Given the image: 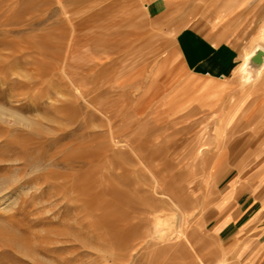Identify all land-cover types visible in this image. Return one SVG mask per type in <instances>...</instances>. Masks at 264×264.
<instances>
[{
	"label": "rangeland",
	"instance_id": "obj_1",
	"mask_svg": "<svg viewBox=\"0 0 264 264\" xmlns=\"http://www.w3.org/2000/svg\"><path fill=\"white\" fill-rule=\"evenodd\" d=\"M150 2L0 0V264H236L212 210L264 149L253 77L189 76Z\"/></svg>",
	"mask_w": 264,
	"mask_h": 264
},
{
	"label": "crops",
	"instance_id": "obj_2",
	"mask_svg": "<svg viewBox=\"0 0 264 264\" xmlns=\"http://www.w3.org/2000/svg\"><path fill=\"white\" fill-rule=\"evenodd\" d=\"M147 9L178 30L175 51L194 79L236 84L245 56L262 46L256 42L264 29V0H151ZM220 22L224 24L218 26ZM247 88L252 111L246 117L256 123L264 119V67ZM244 89L236 95L246 97ZM257 155L251 177L231 180L212 210V234L236 254V264H264V149Z\"/></svg>",
	"mask_w": 264,
	"mask_h": 264
},
{
	"label": "bare ground",
	"instance_id": "obj_3",
	"mask_svg": "<svg viewBox=\"0 0 264 264\" xmlns=\"http://www.w3.org/2000/svg\"><path fill=\"white\" fill-rule=\"evenodd\" d=\"M213 13V12H212ZM220 21V20H219ZM263 29V28H262ZM264 30V29H263ZM262 32H264V31H261L260 32V34L262 33ZM261 37H262V35H261ZM261 39V38H260ZM258 48H263L264 49V47H262V46H258L255 50H254V52H252V54H247L246 56H245V59H244V61H243V65L239 68V71H240V73H243L245 76L243 77L244 78V83L245 84H249L250 82H251V80H250V77H251V75H252V77L254 76V73H252L251 74V71L248 69V67H247V64H248V62H249V60H250V58L254 55V53L256 52V50L258 49ZM253 51V50H252ZM250 53V52H249ZM68 76V75H67ZM234 106V105H233ZM233 106H231V107H233ZM230 112H231V109L230 108H227V110L225 111V114H224V116H223V118L219 121V130H223L224 132L226 131V125H227V122H228V119H229V117H230ZM112 128V127H111ZM136 133V132H135ZM115 134V133H114ZM137 134V133H136ZM111 135V134H110ZM112 135H113V133H112ZM110 136V137H112L111 139L112 140H110V141H112L113 142V144L112 145H114V146H116V147H118V148H120V149H124V148H127V147H130L129 146V143L127 142V141H124V140H118L116 137H114V135L113 136ZM138 135V134H137ZM157 135H159V134H157ZM147 136V135H146ZM146 136H145V138H146ZM219 137V136H218ZM144 138V139H145ZM220 138V137H219ZM225 138V137H224ZM156 139V138H155ZM131 143V142H130ZM143 144V143H142ZM145 144V143H144ZM151 144V143H150ZM146 145V144H145ZM108 147V146H107ZM155 147V146H154ZM103 148V147H102ZM219 148V147H218ZM110 149V148H109ZM143 150V149H142ZM145 150V149H144ZM103 151V150H102ZM144 152V151H143ZM109 153V152H108ZM107 153V154H108ZM140 158V157H139ZM143 158H144V156H143ZM146 172V171H145ZM157 182V181H156ZM79 185V184H78ZM156 186H158V185H156ZM7 186H6V182H3V181H1L0 182V198H2V197H4V195H6L8 192H6L8 189L6 188ZM159 188V187H158ZM156 189V188H155ZM115 192V191H114ZM116 193H117V191H116ZM120 194V193H119ZM163 195V194H162ZM6 196H8V195H6ZM119 196V195H118ZM159 196V195H158ZM161 196V195H160ZM165 197H167V196H165ZM7 198H9V197H7ZM122 203V202H121ZM135 205V204H134ZM1 208H2V204H1V199H0V211H2L3 210V208H2V210H1ZM8 209H10V208H8ZM9 211V210H8ZM135 215V214H134ZM1 217V216H0ZM135 225V224H134ZM170 225H171V223H170ZM0 226H1V223H0ZM173 227V226H172ZM131 230V229H130ZM130 230H129V232H130ZM171 230V236H170V238H171V241L172 240H179L180 241V239L182 238V237H184V234L181 232V230L180 229H177V228H174L173 227V229H170ZM126 232V231H125ZM137 234V233H136ZM126 235V234H125ZM131 236H132V234H131ZM185 238V237H184ZM186 239V238H185ZM187 240V239H186ZM188 242V241H187ZM188 244H190V243H188ZM21 246V245H20ZM176 246V245H175ZM178 246H180V245H178ZM176 248V247H175ZM189 254V253H188ZM191 257V256H190ZM188 258H189V255H188ZM192 259V258H191ZM190 259V260H191ZM187 260V259H186ZM202 264V263H201ZM228 264V263H227Z\"/></svg>",
	"mask_w": 264,
	"mask_h": 264
},
{
	"label": "water",
	"instance_id": "obj_4",
	"mask_svg": "<svg viewBox=\"0 0 264 264\" xmlns=\"http://www.w3.org/2000/svg\"><path fill=\"white\" fill-rule=\"evenodd\" d=\"M248 69L252 72H259L264 67V49L258 48L254 55L250 58L248 64Z\"/></svg>",
	"mask_w": 264,
	"mask_h": 264
}]
</instances>
